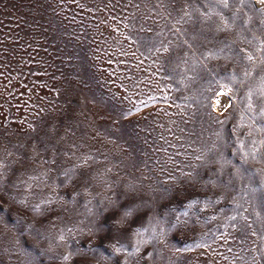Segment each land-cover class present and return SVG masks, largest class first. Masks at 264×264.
Returning <instances> with one entry per match:
<instances>
[{"label":"rangeland","instance_id":"obj_1","mask_svg":"<svg viewBox=\"0 0 264 264\" xmlns=\"http://www.w3.org/2000/svg\"><path fill=\"white\" fill-rule=\"evenodd\" d=\"M0 264H264V3L0 0Z\"/></svg>","mask_w":264,"mask_h":264},{"label":"snow or ice","instance_id":"obj_2","mask_svg":"<svg viewBox=\"0 0 264 264\" xmlns=\"http://www.w3.org/2000/svg\"><path fill=\"white\" fill-rule=\"evenodd\" d=\"M260 2H261V3H264V0H260ZM249 58H251V57H249ZM65 259H67V257H65Z\"/></svg>","mask_w":264,"mask_h":264}]
</instances>
